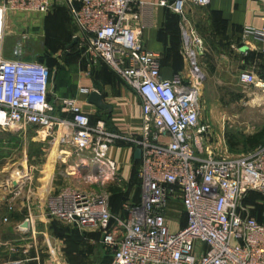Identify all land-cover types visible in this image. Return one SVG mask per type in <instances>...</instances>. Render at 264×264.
Here are the masks:
<instances>
[{"label": "built area", "instance_id": "obj_1", "mask_svg": "<svg viewBox=\"0 0 264 264\" xmlns=\"http://www.w3.org/2000/svg\"><path fill=\"white\" fill-rule=\"evenodd\" d=\"M63 2L87 41L88 67L104 62L141 97V138L111 132L102 120L91 124L75 98L54 96L50 69L23 58L26 34L5 57V15L43 13L54 0H0V130L59 131V140L88 153L87 178L101 184L122 180L108 157L110 145L134 141L141 150V194L138 203H123V213L116 214L106 192L62 188L47 197L46 215L98 229L101 242L112 249L109 264H264V224L240 204L249 191L264 196V144L239 155L212 154L209 125L199 120L197 89L178 93L180 78H162L159 55L139 41L141 31L153 25L156 6L183 13L187 2L209 0ZM241 35L245 42H263L264 25L245 26ZM238 80L264 92V73L241 71ZM177 206L185 222L173 229L168 215Z\"/></svg>", "mask_w": 264, "mask_h": 264}, {"label": "rangeland", "instance_id": "obj_2", "mask_svg": "<svg viewBox=\"0 0 264 264\" xmlns=\"http://www.w3.org/2000/svg\"><path fill=\"white\" fill-rule=\"evenodd\" d=\"M57 28L63 30L59 37L56 32ZM22 34L27 35L22 46L23 58L37 60L52 71V89L59 95H74L79 86L80 77H92L96 69L107 68L103 64L91 70L90 67L87 68L89 65L86 53L87 41L71 22L63 0H54L50 9L43 13L9 12L5 17L4 25L3 47L6 57H11L12 50L22 38ZM74 39L75 44L67 49V45ZM204 48L208 56V47ZM225 81V78L214 79L207 76L199 77L196 84L198 86L196 104L199 120L209 125L208 144L212 154L216 156L246 153L251 149L247 144V138L260 130L264 131V92L240 82L231 88L223 84ZM45 130L41 129L38 135L28 127L25 130L16 128L0 130L1 218L8 214L5 209L8 201L28 199L34 201L35 204H43L44 208L47 197L62 188L96 193L106 192L109 203L111 197L117 198V206H114L113 210L116 214L123 213V203L138 200L141 194V183L138 179L136 162L131 164L129 179H124L118 174L122 178L120 182L117 180L115 182L110 178L112 180L104 184L97 183L92 178H87V169L90 164L83 159L88 158V153L77 151L70 144L58 145L56 140L59 131L47 132ZM140 134L128 136V138L138 140L141 138ZM118 141L131 146L135 144L134 141L128 139ZM54 144L61 152V158L60 156L55 158L52 154ZM259 144H264V134ZM112 187L116 190H111ZM240 204L244 208V213L264 224L263 196L250 191L241 198ZM43 210L40 215L46 211V207ZM168 217V222L173 229L179 228L183 223V213L179 211L178 206ZM48 219L49 221L35 223L37 232H34L33 240L38 248L48 249V241H53V238L67 240L68 232H71L73 235L71 244L75 255L72 253L75 257L73 264L110 263L112 249L103 243H100L102 245L101 254L98 251L103 257L102 260L96 261L90 255L93 254L92 251H85L88 254L86 257L76 255L75 247H78L76 241L80 237H75L80 236V231L91 229L98 234V229L79 228L76 224H67L52 217ZM29 240L32 239H27ZM42 250L40 251L43 252Z\"/></svg>", "mask_w": 264, "mask_h": 264}, {"label": "crops", "instance_id": "obj_3", "mask_svg": "<svg viewBox=\"0 0 264 264\" xmlns=\"http://www.w3.org/2000/svg\"><path fill=\"white\" fill-rule=\"evenodd\" d=\"M263 25L264 0H209L206 5L187 2L183 13H177L169 7L156 6L153 25L141 31L139 41L143 49L159 55L162 78H180L178 93L186 94L194 87L198 93L196 84L199 77L225 78L223 84L232 88L233 85L240 84L238 76L241 71H251L258 75L264 73V41L245 42L241 35L245 26L260 28ZM61 31L63 30L60 28L56 29L58 37ZM205 46L208 47V56L204 52ZM100 64L107 68L96 69L92 77H80L74 95H59L52 89L54 96L75 98L80 108L87 113L91 124L102 120L111 132L126 136L140 134L143 125L141 97L104 62L97 60L87 68L91 70ZM80 88H86L87 92L80 91ZM92 90L101 94L103 102L107 105L105 108H98L88 101ZM56 141L58 145L67 144L59 140V135ZM134 149L133 145L119 141L109 147L108 157L116 162L119 174L124 179L130 177L131 164L135 161ZM52 150L55 158H61V152L55 144ZM114 206H117V198L111 197L112 211ZM44 208L43 204H35L28 199L8 201L5 205L8 214L0 217V264L16 260L20 264H73L75 255L71 232H68L67 240L53 238L51 241L48 237L46 250L34 244V232H37L35 223L49 221L46 211L42 213L43 218L42 214L40 215ZM184 222L183 216L182 224ZM94 232L84 229L80 231V236L75 237H80L76 241L78 247H75L77 256L86 257L88 254L85 251H92L93 254L90 255L96 261L103 259L100 255L101 233Z\"/></svg>", "mask_w": 264, "mask_h": 264}, {"label": "water", "instance_id": "obj_4", "mask_svg": "<svg viewBox=\"0 0 264 264\" xmlns=\"http://www.w3.org/2000/svg\"><path fill=\"white\" fill-rule=\"evenodd\" d=\"M76 40L74 39L70 44L67 45V49L72 47L75 44ZM49 96L47 100H49ZM88 101L94 104L98 108H105L107 105L103 102L101 94L97 90H92L88 95ZM141 157V150L140 148H135L133 153L134 160H139Z\"/></svg>", "mask_w": 264, "mask_h": 264}, {"label": "trees", "instance_id": "obj_5", "mask_svg": "<svg viewBox=\"0 0 264 264\" xmlns=\"http://www.w3.org/2000/svg\"><path fill=\"white\" fill-rule=\"evenodd\" d=\"M50 72H51V75H52V71L51 70H50ZM51 79H52V77H51ZM263 134H264V131L263 130H260V131H258L256 133H254L252 136L248 137L247 138V144H248V146L251 147V149H252V148L256 147L257 145H259V142L262 139ZM229 145L232 146L231 144H229ZM134 162H136L139 165V160H135ZM137 172H138V169H137ZM138 179H139V177H138ZM139 182H140V179H139ZM111 190H116V189H114L112 187ZM113 193H116V192L113 191ZM259 195H261V194H259ZM261 196H263V195H261ZM139 201H140V196H139L138 200H136V201H130V203L135 204V203H138ZM109 205H110V203H109ZM113 213H116V212H113Z\"/></svg>", "mask_w": 264, "mask_h": 264}, {"label": "bare ground", "instance_id": "obj_6", "mask_svg": "<svg viewBox=\"0 0 264 264\" xmlns=\"http://www.w3.org/2000/svg\"><path fill=\"white\" fill-rule=\"evenodd\" d=\"M43 130H45V129H43ZM46 131V130H45ZM83 164V163H82Z\"/></svg>", "mask_w": 264, "mask_h": 264}]
</instances>
